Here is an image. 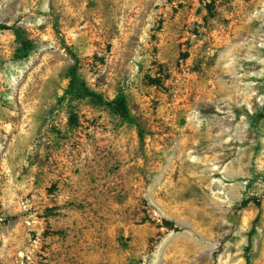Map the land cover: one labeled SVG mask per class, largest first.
Returning <instances> with one entry per match:
<instances>
[{
	"label": "rangeland",
	"instance_id": "obj_1",
	"mask_svg": "<svg viewBox=\"0 0 264 264\" xmlns=\"http://www.w3.org/2000/svg\"><path fill=\"white\" fill-rule=\"evenodd\" d=\"M0 25V264H264V0H0ZM73 64L137 125L65 93Z\"/></svg>",
	"mask_w": 264,
	"mask_h": 264
},
{
	"label": "trees",
	"instance_id": "obj_2",
	"mask_svg": "<svg viewBox=\"0 0 264 264\" xmlns=\"http://www.w3.org/2000/svg\"><path fill=\"white\" fill-rule=\"evenodd\" d=\"M2 29H9L8 25H0ZM22 50L29 47L28 41L19 38ZM69 82L65 89V93L71 95L86 96L96 104L107 106L113 113L128 123L137 125L135 119L132 117L126 97L123 93H117L113 99H105L100 93L89 89L84 83L77 78V65L73 64L68 69Z\"/></svg>",
	"mask_w": 264,
	"mask_h": 264
}]
</instances>
